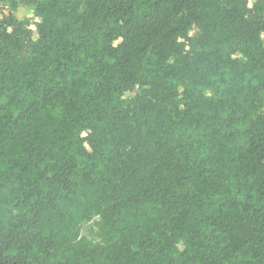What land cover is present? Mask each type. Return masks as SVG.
Segmentation results:
<instances>
[{"label":"trees","instance_id":"trees-1","mask_svg":"<svg viewBox=\"0 0 264 264\" xmlns=\"http://www.w3.org/2000/svg\"><path fill=\"white\" fill-rule=\"evenodd\" d=\"M0 8V264H264V0Z\"/></svg>","mask_w":264,"mask_h":264},{"label":"rangeland","instance_id":"rangeland-1","mask_svg":"<svg viewBox=\"0 0 264 264\" xmlns=\"http://www.w3.org/2000/svg\"><path fill=\"white\" fill-rule=\"evenodd\" d=\"M0 11H1V8H0ZM15 16L18 20H23L25 18H31L33 17V10L31 7L20 6L16 9ZM34 20H37V19H34ZM33 28L34 27L31 26V29ZM196 31L197 29L194 28L191 30L190 33L193 34ZM262 37H264V33L262 34ZM98 219L99 218L97 216H94L92 217L90 221L83 222L81 225L80 235L87 239L98 241L99 236H98V228L96 225Z\"/></svg>","mask_w":264,"mask_h":264}]
</instances>
